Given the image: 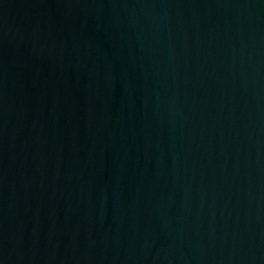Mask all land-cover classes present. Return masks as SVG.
<instances>
[{
  "label": "water",
  "instance_id": "95a60500",
  "mask_svg": "<svg viewBox=\"0 0 264 264\" xmlns=\"http://www.w3.org/2000/svg\"><path fill=\"white\" fill-rule=\"evenodd\" d=\"M0 264H264V0H0Z\"/></svg>",
  "mask_w": 264,
  "mask_h": 264
}]
</instances>
